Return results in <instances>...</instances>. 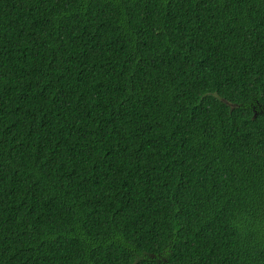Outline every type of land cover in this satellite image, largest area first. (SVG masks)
<instances>
[{
  "label": "trees",
  "instance_id": "obj_1",
  "mask_svg": "<svg viewBox=\"0 0 264 264\" xmlns=\"http://www.w3.org/2000/svg\"><path fill=\"white\" fill-rule=\"evenodd\" d=\"M0 264H264V0H0Z\"/></svg>",
  "mask_w": 264,
  "mask_h": 264
}]
</instances>
